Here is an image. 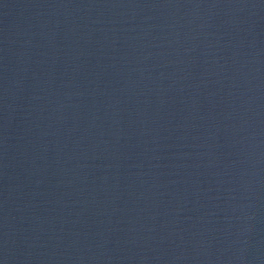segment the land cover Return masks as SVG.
I'll return each instance as SVG.
<instances>
[{
    "label": "water",
    "instance_id": "obj_1",
    "mask_svg": "<svg viewBox=\"0 0 264 264\" xmlns=\"http://www.w3.org/2000/svg\"><path fill=\"white\" fill-rule=\"evenodd\" d=\"M0 264H264V0H0Z\"/></svg>",
    "mask_w": 264,
    "mask_h": 264
}]
</instances>
